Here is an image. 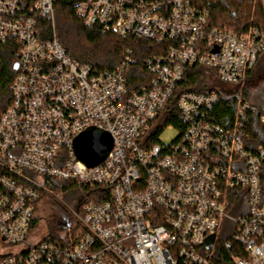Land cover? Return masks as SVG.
<instances>
[{"label": "built area", "instance_id": "1", "mask_svg": "<svg viewBox=\"0 0 264 264\" xmlns=\"http://www.w3.org/2000/svg\"><path fill=\"white\" fill-rule=\"evenodd\" d=\"M75 14L102 33L171 43L146 59L150 85L129 89V56L96 72L55 34L40 37L54 0H0V69L4 51L17 64L0 114V264H264V148L248 139L257 107L244 95L264 27L208 28V12L190 0H76ZM194 66L238 94L178 89ZM222 101L233 107L231 119L214 116ZM171 102L177 124L163 123L151 142L148 132ZM259 111L264 130V104ZM90 127L113 141L93 167L72 149ZM166 129L176 130L170 143L160 137ZM51 180L73 181L99 199L72 211L59 234L37 239L35 208L54 195Z\"/></svg>", "mask_w": 264, "mask_h": 264}, {"label": "trees", "instance_id": "2", "mask_svg": "<svg viewBox=\"0 0 264 264\" xmlns=\"http://www.w3.org/2000/svg\"><path fill=\"white\" fill-rule=\"evenodd\" d=\"M190 2L194 7L208 12V28L227 29L237 34H242L248 30L250 25L264 27V3L262 0H190ZM75 5L76 0H54L53 21L48 18H40L39 20L40 37L45 39L52 38L53 34H55L57 40L71 58L87 64L96 72L114 70L127 55L132 59L127 73L129 89L148 87L152 76L146 69V59L156 55H164L171 42L158 44L136 37L124 39L115 34L102 33L96 28L89 29L83 24L82 19L76 16ZM12 54V51H4L2 53L0 114L11 102L9 87L15 75L11 66ZM211 72L214 73L213 71ZM205 75V68L203 67L194 66L188 68L185 72L186 80L178 89L194 92L216 90L203 81L206 77ZM263 104L264 102L254 104L257 107V111L250 115L247 134L249 141L255 147L261 146L264 148V130L259 123V109ZM173 113L174 105L171 102L148 132V138L151 139V142L156 141V135L160 133L163 123L177 124L176 116ZM213 114L217 120H224L223 118L231 119L234 115V110L226 101H222L215 106ZM50 182L53 192L56 193L61 190L62 194H65L67 191L71 199L77 200L78 211H80L83 203L99 199L97 194L89 189L85 188L83 193L82 189L73 181L51 180ZM262 183H264V165L262 167ZM42 199L44 198L42 197ZM36 223V218H34L32 222L33 228ZM219 253L228 262L229 254L224 251Z\"/></svg>", "mask_w": 264, "mask_h": 264}, {"label": "rangeland", "instance_id": "3", "mask_svg": "<svg viewBox=\"0 0 264 264\" xmlns=\"http://www.w3.org/2000/svg\"><path fill=\"white\" fill-rule=\"evenodd\" d=\"M264 3V0H262ZM205 78L203 81L214 87L222 95L230 96L237 95L239 90L237 86L226 84L209 69H205ZM245 98L251 103L264 102V52L259 55L257 62L247 77L245 82ZM176 135L175 129H166L161 134V139L164 143H170ZM77 200L70 198V195L61 190L54 192L52 197H45L36 209V227L35 238L43 237L49 233L59 234V230H64L67 223H70L73 218L72 211H78Z\"/></svg>", "mask_w": 264, "mask_h": 264}, {"label": "water", "instance_id": "4", "mask_svg": "<svg viewBox=\"0 0 264 264\" xmlns=\"http://www.w3.org/2000/svg\"><path fill=\"white\" fill-rule=\"evenodd\" d=\"M13 69H17L16 63L13 64ZM112 144V137L108 132L96 127H90L73 139L72 149L79 161L87 167H93L106 158L112 148Z\"/></svg>", "mask_w": 264, "mask_h": 264}]
</instances>
